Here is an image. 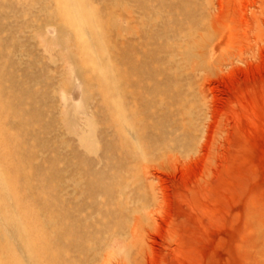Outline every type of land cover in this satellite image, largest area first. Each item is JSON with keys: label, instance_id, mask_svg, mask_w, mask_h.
<instances>
[{"label": "rangeland", "instance_id": "1", "mask_svg": "<svg viewBox=\"0 0 264 264\" xmlns=\"http://www.w3.org/2000/svg\"><path fill=\"white\" fill-rule=\"evenodd\" d=\"M263 6L0 0V264H264Z\"/></svg>", "mask_w": 264, "mask_h": 264}, {"label": "bare ground", "instance_id": "2", "mask_svg": "<svg viewBox=\"0 0 264 264\" xmlns=\"http://www.w3.org/2000/svg\"><path fill=\"white\" fill-rule=\"evenodd\" d=\"M213 3V2H212ZM260 4V3H259ZM213 6V5H212ZM254 6H255V4H254ZM259 6V5H258ZM73 7V6H72ZM264 7V6H263ZM254 10H255V8H254ZM216 23V22H215ZM79 25V24H78ZM120 117V114H119V116H118V118ZM124 123V122H123ZM7 141V140H6ZM3 143H4V140H3ZM4 146V145H3ZM5 154V153H4ZM1 176V175H0ZM2 177H3V175H2ZM4 178V177H3ZM0 181H1V185H2V182L3 181H5V180H3L2 178H0ZM7 181H11L12 182V180L11 179H8ZM5 185L6 184H8V183H4ZM14 184V183H13ZM9 185V184H8ZM3 187V186H2ZM6 187H7V185L5 186V189H6ZM8 192V191H7ZM12 193V192H11ZM11 193H9V195L11 194ZM13 195V194H12ZM9 197V196H8ZM10 197H11V195H10ZM13 198H14V196H13ZM10 200V199H9ZM11 200H13L12 199V197H11ZM16 203V202H15ZM14 203V204H15ZM17 205V204H16ZM21 209V208H20ZM25 209V208H24ZM32 209V208H31ZM31 209H30V211H31ZM22 210V209H21ZM28 210H29V208H28ZM30 211H27V209L25 210V219H24V221H20V219H19V221L20 222H22L20 225H17L19 228H17V230H16V232L18 233V232H21L22 234H21V237H25L24 238V240L22 241V238H20L19 236H20V234H16V232H15V234L18 236V238H20V241H22L23 242V244H24V246H22L23 247V249L25 248V250L24 251H26L27 253H29V255H31L32 256V258H33V260H32V258H31V256H30V258H31V260L32 261H34V264H49V252L47 251L48 250V244L45 242V240H44V238H43V236H44V232L42 233L40 230H38L37 228H38V226H35L36 224V222L34 223L33 221H32V218H31V212ZM24 214V213H23ZM28 216H29V218H31V219H29L28 218ZM17 219V218H16ZM15 219V220H16ZM6 221H7V219H6ZM17 223H19V222H17ZM16 224V223H15ZM15 226V228H16V225H14ZM40 226V225H39ZM37 227V228H36ZM11 228V231H12V227H10ZM19 229L21 230V231H19ZM13 231H14V228H13ZM24 232V233H23ZM23 234H25L24 236H22ZM22 242H21V244H22ZM26 252H25V254H26ZM49 253V254H48ZM28 255V254H27ZM12 256V258L11 259H14V257H13V255H11ZM52 257V256H51ZM15 260V259H14ZM12 262H13V260H12ZM15 263L17 264V261L15 260ZM14 263V264H15Z\"/></svg>", "mask_w": 264, "mask_h": 264}]
</instances>
